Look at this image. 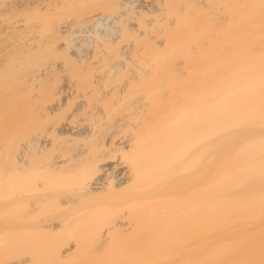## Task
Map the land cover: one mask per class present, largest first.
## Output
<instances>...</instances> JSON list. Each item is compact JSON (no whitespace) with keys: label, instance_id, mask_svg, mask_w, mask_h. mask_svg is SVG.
I'll use <instances>...</instances> for the list:
<instances>
[{"label":"bare ground","instance_id":"1","mask_svg":"<svg viewBox=\"0 0 264 264\" xmlns=\"http://www.w3.org/2000/svg\"><path fill=\"white\" fill-rule=\"evenodd\" d=\"M5 12L14 20L2 27L11 39H1L13 56L0 53L12 62L0 91L17 98L46 85V95L62 96L63 120L46 131L53 151L77 147L63 150L69 157L57 156L52 171L108 204V228L66 242L65 264H264V0H12ZM44 44L53 66L35 63ZM0 62L1 73L10 60ZM78 116L89 123H72ZM39 130L19 141L5 131L17 146L0 145V159L14 152L10 176L33 168ZM70 192L64 203L77 200ZM12 246L0 233V253Z\"/></svg>","mask_w":264,"mask_h":264},{"label":"rangeland","instance_id":"2","mask_svg":"<svg viewBox=\"0 0 264 264\" xmlns=\"http://www.w3.org/2000/svg\"><path fill=\"white\" fill-rule=\"evenodd\" d=\"M11 1L12 0H0V24L2 23L1 27H0V29H2V30H0L1 31L0 40L2 42L5 39L2 40L1 38H8V37L4 36L5 35L4 33L10 32V31H8V29H7V31H5L6 29L4 30V28H7L6 26L10 25L9 23H12V21L14 20L13 19L14 15L12 13L5 12L6 7H8V5L10 4ZM26 16H24V17L26 18ZM34 18L31 20H29L28 18L27 19L29 20V22L30 21L32 22L34 20ZM2 27H4V28H2ZM8 27H10V26H8ZM93 27L94 26H90L89 28L93 29ZM2 32H3V34H2ZM9 35L10 34L8 33V35H6V36H9ZM8 39L9 40L11 39V35L9 36ZM8 39H6L5 41L6 42L9 41ZM81 41L82 40H79L78 42H81ZM6 42L4 43V45L2 44L3 45L2 47L0 46L1 50H3V51L7 50V52L9 51L8 54L9 53L12 54L13 52L10 49L9 50H8V48L5 49V47L7 45L9 46V48H11L10 42H8L9 44L8 43L6 44ZM127 44L128 43L126 41L121 42V48L120 49H122V50L126 49ZM43 46L44 47H41V48H43L46 51L45 44ZM37 48L35 50L38 51ZM46 48L48 50V47H46ZM3 51L0 52L1 55H2V53H4L3 55L5 57H7L6 56L7 52H5V51L3 52ZM75 51L77 52L76 49H75ZM105 52H107L106 49L103 51V53H105ZM35 53H37V52H35ZM39 53H41V52H39ZM100 53H101V51H98L96 53L95 59H94L95 61H99ZM10 54L8 56H11ZM42 54H44L42 56V58L41 57L39 58L40 55L39 56L34 55L36 59H37V57L40 59V60L38 59L39 61L37 60L38 62L37 61L35 62V60H33L36 63V65H38V67L53 66L52 61H54V59L49 58L48 51H46V53L43 52ZM12 56H13V54H12ZM12 56H11V58H12ZM5 57H4V59H7ZM2 58H3V56H2ZM2 58L0 59V61L2 60V61H5V63H7L10 60V62L8 63V65L6 64L7 68H4V69L1 68V70L4 71V72L2 71L0 73V89L1 90H3L1 88L2 84H4V83L10 84L7 82L9 81V79L11 77V71H12L11 59L8 57L9 60L6 61V60H3ZM29 58H33V56L28 57V59ZM25 59L23 62L25 65H27ZM59 60H61V59H59ZM36 65L35 66L33 65V67L36 68L37 67ZM4 67H6V66H4ZM25 68H26V66H25ZM37 69H35V70H37ZM25 70H27V69H25ZM69 71H73V68H71V70H69ZM74 71H73V73H74ZM62 73L63 72H61V74ZM67 73L70 75L73 74L71 72L70 73L66 72V74H64V75H67ZM70 75H67V76H70ZM44 85H45V83H44ZM44 87L46 89V85ZM37 88L38 87H35V89L37 91H39L38 90L39 88L38 89ZM45 89L44 88L42 90L40 89V92L41 91L43 92V90H44L43 93H40V92L36 93L34 88H33V91L30 92V94L31 93L32 94L31 95L29 94V96H28V94H27V96H25L26 93H23L24 95L22 94L20 97H19V95H17L20 99L18 97H17L18 98L17 99L13 95H10L12 97L11 98L9 96L10 91H8L9 93L4 92V91L3 92L0 91V93L2 92L5 95L4 96V95L0 94L2 96V97L0 96V131L1 132L3 131V135L0 137L1 138L5 137L4 138V141H5V139L7 140V137L10 135V137L12 139H18V141H19V138H18L19 135L21 138L22 137L24 138V136H25L24 133H33L30 131L31 130L35 131L36 129H38V130L41 129V130H39V132L41 131L40 134H42V135H41L40 139L38 137V140L42 142V143L40 142L42 145L41 144L38 145L39 141H38V143H36V145L32 144L33 145L32 147H34V145L37 147V151L36 150H31V151L29 150V148H31V144H29L30 143L29 138H28L29 141H28V143L26 142V144L27 145L29 144L30 147L25 145L26 150L28 148V153L30 155H31V153H34L32 151H36L35 154L36 155L40 154L39 156H40L41 160L43 159V161H41V160H40V162L37 161L40 158H38V155L36 156L34 154V156H36L37 159L36 160L33 159V161H31L32 159L29 160L33 163L32 164L30 162L32 166L29 165V168H31V167H33V168L29 169V171L36 168V165H37V167H39L38 165L42 164V162H43V164H42L43 166L46 163V166L43 167V170L41 168L40 172H39L40 167L36 168L38 170L37 172H35L36 174L32 173L36 169H34L31 172H29V171L25 172L26 169L28 170V166H25L24 167L25 171L23 170L25 172L24 175L20 176L22 171L17 169V172L19 173V171H20V174L16 175V174H14V172H12V176H10L9 174H11L10 172L13 171L12 167L14 166L12 164L13 163L15 164V162H16V160L13 161V159H11L13 156L12 157H10V156H11L13 150L16 152L17 146L14 142L15 140L11 139V141H13L14 144H13V142L10 141V139L7 140L9 143L11 142L10 147L12 146L11 149H13V150H11V153H10V151H8L6 149V156L4 157V160H3V158L0 159V165H1L0 168L2 169L0 172L2 173L3 168H4L7 172L6 178H8V176H9V179L7 180L5 178L6 172L4 173L5 175L3 173L0 174V176L3 177L2 180L0 179V181L3 182V183L0 182V188H1L0 189V195L3 193L2 189L4 191V194L2 196H0V198H2V200L0 201V233H3L4 236L8 237L10 239V241L13 242L14 247L12 246L11 252H10V250H8V251L0 253V264H14V263H17L18 261H20L21 259H23V257L25 259L30 258V259H28L26 264H65V259L61 255L60 251L66 242L73 241L79 237H85L87 239H90L94 236L93 230L95 228H97L99 230H106L109 226V224L107 223L108 218H109L108 214H107V212H108L107 211L108 204H106L107 202L100 204V203H97L94 201L87 200V198L82 195L81 191L78 188L72 189L71 187H66L64 185V177L65 176H64L63 170H60L59 172H56V173H54L52 171V167L50 164H52L54 162V160L55 161L57 160V156H58V160L61 158L63 159L64 157H69V156H63L65 154L64 151L66 150V152H68L69 150L66 149L67 147L73 146L72 148H75V147H77V145L75 146L71 143V145L70 144H69V146L65 145L66 147H64V146H61L62 143H61V145L59 143H57L58 145L57 144L56 145L58 147H61L59 149L60 152L58 151V149H57V151L55 150L57 146L55 147L54 151L51 148V147L55 146V144H53V143L51 144L52 140H53V142L56 141L54 139L55 136H53V133H50L49 131H46V130L49 127L54 126L55 124H58L59 121L63 120V117H59L58 120L56 118V114L58 112V110L56 108V105H57L56 103L60 102L62 96L61 97L58 96V94L52 90L50 92H48L49 93L48 95H46L47 93L45 94V92H46ZM33 92H35V94ZM8 97L11 99L10 101H9ZM64 97H66V96H64ZM12 99H14V100H12ZM71 99L72 98H70V100ZM90 99L91 98H87V100H90ZM6 101H9V102H6ZM11 101H13V103ZM76 101L82 102L83 100L77 99ZM76 101H74V102H76ZM72 103H73V101L69 104H72ZM68 107H71V106L68 105ZM72 110L73 109L70 110V113L72 112ZM70 119H71L72 123L77 124L79 126H82V125L89 123V120H88L89 118L86 120H78L79 119V116H78V117H74V118H70ZM23 120H25L24 123L22 122ZM25 122H27V123H25ZM22 126H23V128H22ZM27 127H28V129H27ZM17 128L20 130L22 129L20 133H18L19 130ZM8 129L9 130L11 129L10 132ZM16 129H17V132L15 131ZM25 129H27L28 132ZM6 130L9 133H14L15 136L12 137L11 134L5 133ZM13 130L16 133L13 132ZM1 132H0V134H1ZM22 132H24L23 133L24 136L21 135ZM36 133L37 132H35V134ZM26 135L29 136V134H26ZM38 136H40V135H38ZM10 137H8V138H10ZM15 137H17V138H15ZM50 137H52V138H50ZM1 138H0V140L3 142V143L0 142V145L2 148L1 151H2L3 150L2 146H5L4 143H6L7 141L4 142ZM23 140H25V139H23ZM25 141H27V139ZM20 143H22V142H20ZM74 144H77V142H75ZM23 145L19 144V147L21 146L22 148L21 147L20 148L22 150L25 149V148H23ZM6 146H7V143H6ZM42 146H43V148L41 149V152L44 151L43 154L40 152L38 153V150H39L38 147H42ZM44 147H45L46 151H45ZM8 149L10 150L9 147H8ZM31 149H33V148H31ZM34 149H36V148L34 147ZM18 152L22 153L21 150H18L17 153ZM53 152H57L59 155H62V156L57 155V153L53 154ZM41 154L43 155L42 157H44V158L41 157ZM67 154H69V152ZM67 154H65V155H67ZM0 155H1V153H0ZM4 155H5V152L3 153L2 156H4ZM7 155L10 158L7 157ZM21 155H24V154H21ZM30 155H27V157H28L27 159H30V157H29ZM31 156H33V155H31ZM12 161H13V163H12ZM36 161H37V163L39 162V164H35ZM67 165H68V163H67ZM15 167H16V165H15ZM24 172H22V173H24ZM38 173H40L42 177L40 175H37ZM13 174H14V177H13ZM15 175L17 176V178H15ZM36 175L39 177V179L36 177H35L36 179H34L36 181L38 179L37 183L35 182L37 184V188L34 187L35 185L34 186L32 185V180H31ZM11 177H12L13 181L10 179ZM28 177L31 180V182L29 181V179H26ZM54 177H55V179H54ZM19 180H21V181H19ZM41 180H43V181H41ZM55 180L58 181V185L53 187L52 184H53V181L55 182ZM24 182H25V184H23ZM1 183H2L3 188L1 187ZM39 183H41V184L39 185ZM10 184L11 185L15 184V185L12 186L13 187L12 188V187H10ZM18 185H19V187H18ZM45 185L47 187H45ZM5 186H7V187H5ZM5 188H7L8 190H6ZM14 188H16V189H14ZM11 189H13L15 192ZM10 190L12 191V194H14V196L11 194V192L6 193L7 191H10ZM70 191H72L71 196H73L77 200H74L75 202L73 201L72 203H64L63 200L65 201L66 199H68V197L66 198V196H67V193H68V196H70V194H71ZM18 192L22 194V197ZM4 195L5 196L11 195V196L5 197ZM63 196H65V198ZM19 197L21 199H19ZM24 197H26V198H24ZM38 202L39 203L41 202V204L42 203L43 204L42 205L40 204L41 205L40 206V205H38L39 204ZM36 206H39V207H36ZM122 219L123 218H118V220H122ZM2 223H3L4 227H2ZM19 224H20V226H19ZM2 231H4V232H2ZM20 232H21V234H19ZM11 238H12V240H11ZM16 245H17V247H15ZM13 248H14V251H13Z\"/></svg>","mask_w":264,"mask_h":264},{"label":"built area","instance_id":"3","mask_svg":"<svg viewBox=\"0 0 264 264\" xmlns=\"http://www.w3.org/2000/svg\"><path fill=\"white\" fill-rule=\"evenodd\" d=\"M120 169V168H119ZM119 169H118V172H119ZM111 169L109 168V167H107V168H105L104 169V171L102 172V174H101V181H105L106 180V176H107V173H109V171H110Z\"/></svg>","mask_w":264,"mask_h":264},{"label":"crops","instance_id":"4","mask_svg":"<svg viewBox=\"0 0 264 264\" xmlns=\"http://www.w3.org/2000/svg\"><path fill=\"white\" fill-rule=\"evenodd\" d=\"M3 252H5V251H3Z\"/></svg>","mask_w":264,"mask_h":264}]
</instances>
